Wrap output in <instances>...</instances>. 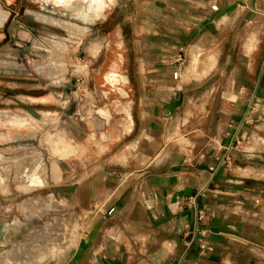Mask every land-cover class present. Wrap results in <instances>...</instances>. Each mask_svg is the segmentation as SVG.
Instances as JSON below:
<instances>
[{
  "label": "crops",
  "instance_id": "0c3cea01",
  "mask_svg": "<svg viewBox=\"0 0 264 264\" xmlns=\"http://www.w3.org/2000/svg\"><path fill=\"white\" fill-rule=\"evenodd\" d=\"M145 4L135 29V74L122 72L119 61L106 75L119 97L117 118L107 107L79 111L87 116L98 113L103 122H67L72 119L67 106L61 104L57 111L56 92L40 86L49 78L34 72L39 79L33 80L25 64L0 61L8 69L0 71L5 85L1 103L6 106L0 110L37 117L40 112H53L60 120L49 131L55 136L47 139L29 135L31 127L2 122L0 133L9 134L0 140L2 167L13 162L10 158L22 153L23 146L29 147V153L17 157L28 159L33 174L40 173L42 159L47 169L42 188L50 190L49 196L55 201L79 198L80 207L93 209L63 264H264V150L256 148L264 140L260 132L264 122H243L244 103L226 104L222 122H218L219 108L215 109L212 122H206L213 142L231 145L235 135L249 142L229 167H215L221 147L206 148L197 156L165 148L167 137L186 116V98L210 77L230 72L237 90L264 94V0H148ZM49 5L44 0H0V43L6 39L12 13L25 10L37 17L48 14L44 9ZM9 48L6 51L13 50ZM201 50H207L206 56H213L209 63H214L204 71L197 65V74L193 58ZM181 52L186 53V61L191 55L186 71L197 80H185L183 66L174 78ZM5 53L0 59L20 63L19 55ZM235 63L240 66L230 69L229 64ZM20 75H27L28 90L17 85ZM15 132L23 136L15 137ZM59 147H65V155ZM36 185L29 189L41 188Z\"/></svg>",
  "mask_w": 264,
  "mask_h": 264
},
{
  "label": "rangeland",
  "instance_id": "374dc122",
  "mask_svg": "<svg viewBox=\"0 0 264 264\" xmlns=\"http://www.w3.org/2000/svg\"><path fill=\"white\" fill-rule=\"evenodd\" d=\"M44 1L50 4L44 9V12H48L52 16H60L62 19L74 23L72 30L76 33V39L69 38L67 28L65 30L61 27L51 28L44 25L42 20H37V17H32L25 10H21L19 13H12L5 27L6 39L0 43V57L5 52H7L6 55L15 58L19 55L17 60L20 63L5 59H0V61L25 64V68L33 80L39 79L34 72H39L49 78L50 81H42L40 86L67 96L65 103H58V100L54 99V104L58 107L56 108L57 111H61L60 106H67L68 113L72 115V119L67 120V122H103L98 113L87 116L80 114L79 111L85 113L88 110L91 113L93 111L89 109L97 110L107 107L112 109L114 118H117V100L119 97L107 83L106 75L113 67H118L119 61L122 62V72L128 71L130 74H135L138 54L135 29L142 17L141 12L146 8L145 2L148 0H116L115 4L107 9L104 18L87 22L74 15L68 8L60 9L54 1ZM89 1L77 0L72 3V7L79 9L83 5H89ZM96 1L94 0L93 3L97 4ZM108 1L102 0L105 5ZM95 8L91 11L93 12ZM83 26H87L85 31ZM42 27L54 32L57 31L59 35L39 30ZM7 47L13 50L8 52L6 51ZM214 47L217 48V46ZM219 49H221L220 46ZM207 52V50H201L198 53L200 71L204 70L205 67L208 70L210 67L209 60L213 59L212 55L206 56ZM207 61L209 64H206ZM190 63L191 55L183 65V71L186 73L184 79L197 80L193 73L186 71ZM239 66V63L229 64L230 69H236ZM232 75L230 72L224 76L218 73L207 79V83L202 88L193 85L196 88L189 94L185 102L186 116L179 120V126L165 141L167 151L191 152L192 155L197 156L206 148L213 146L220 148L219 142L216 143L214 139L213 142L210 138L206 122H212L211 116L215 117L216 108L220 110L218 122L224 121L221 110L228 103L245 104L246 116L243 122H264V94H258L252 90L249 93L247 91L243 93L240 89L237 90V83ZM26 76L20 75L16 78L19 81L17 85L28 90L27 88L30 87ZM115 83L118 84V80ZM241 85L242 83H240ZM4 86L3 78L0 76V109L6 107L1 103ZM38 86L36 85L35 88H39ZM58 121L60 122L59 117L55 116L49 120V122H53L51 127L43 124L32 126L13 122L7 114L0 115V124L3 122L9 127H31H26L30 130L29 135L41 134L44 139L52 138L53 135H50L49 131L55 127V122ZM65 121L63 119L61 122ZM32 127L36 128L32 129ZM55 129L53 133H57V140L60 141L59 128ZM260 132L264 134L263 131L260 130ZM8 136V133H0V140ZM14 136L21 137L23 134L15 132ZM239 140V144L234 142L237 148L235 147L234 157L230 165H222L220 162V158L224 156L226 149L230 146L226 145L217 150L220 155L215 167H229L234 163L237 153L245 152L244 150L249 144L248 139L244 140L242 136H239ZM250 145L252 146L253 143L251 142ZM30 148H32L30 152H36L33 147ZM59 148L63 150L65 155V147ZM256 148L264 150V143L259 144L257 142ZM27 149L29 147L23 146L22 153L15 154L10 158L14 163L3 164L5 168L2 167L0 161V264H12L11 260L15 258H21L25 264H38L30 257L36 242L49 245L53 251V255L41 264H63L67 250L75 244L82 234L86 226L85 217L90 216L93 209L80 207L79 198L74 201L65 200V198L55 201L53 196H49L50 190L42 188L47 170L42 159L40 173L33 174L28 165V159L17 157L29 153ZM0 160H2L1 155ZM36 163L38 161H35L34 164ZM36 180L37 182H35ZM34 182L39 183L36 186L41 188L29 189L30 184ZM29 198L34 201L27 202ZM33 204L35 206L40 205V208L33 209ZM69 240L71 241L69 242Z\"/></svg>",
  "mask_w": 264,
  "mask_h": 264
},
{
  "label": "bare ground",
  "instance_id": "6f19581e",
  "mask_svg": "<svg viewBox=\"0 0 264 264\" xmlns=\"http://www.w3.org/2000/svg\"><path fill=\"white\" fill-rule=\"evenodd\" d=\"M47 1H54V2H56L59 5L60 9L63 8V7L70 9L71 12L74 15H76L77 17H80L83 21L87 22V21H95V20L104 18L106 16L107 9L109 7H111V5L115 4V1L116 0H109L108 3H107V5H105V3L102 2V0H97L96 1L97 4H94L95 2L93 3L94 0H90L89 1L90 2L89 5H83L79 9H75V8L72 7V3L76 2L77 0H47ZM94 5H95L96 8L94 7ZM94 8H95V10L92 12L91 10L94 9ZM37 17H38V19L42 20V22L45 25H48L51 28L61 27V29H64V30H65V28H67L68 29V33H69V38L76 39V33H75L74 30H72V26H74V23L73 22H71L69 20H64L60 16H51V15L40 14V13L37 14ZM82 28L85 31L87 29V26H83ZM39 30H41L43 32H51L53 35H59L57 33V31L54 32V31H52L50 29H47L46 27H42ZM60 35H63V34H60ZM64 37H65V35H64ZM95 44H96V42H95ZM94 49H92V50H94ZM194 52L196 53V51H194ZM199 62H200V59H199L198 53H196L194 55V58H193V67H192L193 68V72H196L197 65H200ZM213 63L210 64V67L212 66ZM13 66H12V68H13ZM205 68H204V70H206ZM189 69H191V67ZM1 70H5V71L8 70L6 68V65L5 64H0V71ZM121 78H122V81H124V82L127 81L124 78L123 75L121 76ZM53 94H54L55 98L58 100V103H60V102L65 103V101L67 100V96L65 94H58V93H53ZM24 99L29 100L31 102L34 101V98H32V97H24ZM44 101H47V99L45 98ZM3 114H7L8 117L10 116V119L13 122H20L22 124H28V125H32V126H39L41 124L44 125L45 122H49V120H51V118H55V116L58 117V114L57 113H53V112H40V117H37L36 115H34V114L30 113V112L18 113V112H14V111L1 110L0 111V115H3ZM258 143L263 144L264 143V140H259ZM31 181L33 182L34 179L31 180ZM35 182H37V180ZM49 254H53V251L51 250V248H50L49 245H42L41 243L36 242L34 244V246H33L32 251H31V254H30L31 256L30 255L29 256L32 259H34L37 263L40 264V262H42L44 259H46ZM11 262H12V264H25V261L22 260L21 258L12 259Z\"/></svg>",
  "mask_w": 264,
  "mask_h": 264
},
{
  "label": "built area",
  "instance_id": "2783aa9c",
  "mask_svg": "<svg viewBox=\"0 0 264 264\" xmlns=\"http://www.w3.org/2000/svg\"><path fill=\"white\" fill-rule=\"evenodd\" d=\"M212 9L213 10H218V7L217 6H212ZM186 53L185 52H181L179 58H178V70H176L174 72V78L177 79L178 76H179V71L181 69V67L185 64L186 62ZM234 142H236V144H239L240 143V140H239V136L236 135L234 137ZM235 147L237 148L236 145H234V143H232L227 149H226V152L224 154V156L222 158H220V162L221 164H226V165H230V163L232 162V159L234 157V153H235ZM213 169V168H212Z\"/></svg>",
  "mask_w": 264,
  "mask_h": 264
},
{
  "label": "flooded vegetation",
  "instance_id": "af4514ba",
  "mask_svg": "<svg viewBox=\"0 0 264 264\" xmlns=\"http://www.w3.org/2000/svg\"><path fill=\"white\" fill-rule=\"evenodd\" d=\"M47 15H49V14H47ZM52 16V15H51ZM45 25V24H44Z\"/></svg>",
  "mask_w": 264,
  "mask_h": 264
}]
</instances>
